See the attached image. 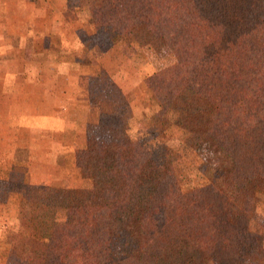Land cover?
Masks as SVG:
<instances>
[{
	"label": "trees",
	"instance_id": "1",
	"mask_svg": "<svg viewBox=\"0 0 264 264\" xmlns=\"http://www.w3.org/2000/svg\"><path fill=\"white\" fill-rule=\"evenodd\" d=\"M91 8L102 10L99 5ZM92 16L95 37L97 34H104V40L99 38L98 41L100 44L108 43V49L114 45L115 40L105 31L107 28L117 30L120 25H131L140 31L139 27L151 29L157 24L175 22L182 16L187 19L193 28L190 42L192 73L206 86H210L206 100L208 114L202 130L205 136L217 139L221 132H225L220 129L232 118L247 125L251 116L259 115L264 108L259 102V89L254 85L258 81L264 87V0H131L127 7L114 6L108 15L99 12V15ZM129 35L132 33L129 32ZM108 49H102L103 56L107 58L111 55ZM99 69L89 78L90 98L114 106H127L120 88L106 71ZM168 77L165 72H158L146 81L155 100L160 103V117L166 115L169 109L175 108L177 98L183 95V91ZM217 84L224 87L227 97L214 96L216 88L213 87ZM166 94L172 96V100L161 102L160 96ZM113 114H100L96 125L114 127L112 121L120 119ZM191 117L193 121H198L199 117ZM187 121L179 128L184 133L196 134L192 129L195 122L190 119ZM231 131L233 140H230L232 143L229 142V148L237 155V149L240 148L241 151V147L252 148L251 154H256L257 159L254 171L264 176V118L252 122L244 131ZM219 141L224 145L222 139ZM129 147L131 152L128 161H122V155L118 152L113 168L105 170L104 180H109L104 181L105 185L98 200L88 197L67 206L64 204L67 196L78 194L70 190L60 202L53 200L45 203L30 195L26 185H18V214L10 220L9 228L3 232L6 243L19 251L18 264H111L107 239L108 218L112 213H122L129 209L132 193L139 181L141 160H144L142 154L149 148L138 142L129 143ZM122 148L117 147L118 151ZM88 152V148L76 150L77 166H81L80 155ZM149 154L147 150V155ZM231 157L233 160V155ZM234 175V170L231 169L226 182V189L231 195L239 192ZM116 180L123 183L122 192L116 190ZM159 185L160 181L153 186L143 208L132 205L129 222L139 231L140 246L136 253L120 255L116 264H153L161 259L165 248L173 245L174 240H187L192 236L196 237L197 251L215 264H245L249 260V254L248 258L240 256L243 242L250 238L248 217L244 209L235 221H231L229 213L222 208H204L201 215L194 210L196 204L184 210H172L168 205L169 201L167 204L164 201L158 202ZM132 197H137L138 202L143 196ZM138 205L140 206L139 202ZM60 211L67 216L63 223L56 220ZM185 217L192 220L199 218L203 224L192 228L185 225L175 226V218ZM154 248L157 249V254H151ZM179 262L202 264L185 253H182Z\"/></svg>",
	"mask_w": 264,
	"mask_h": 264
},
{
	"label": "rangeland",
	"instance_id": "2",
	"mask_svg": "<svg viewBox=\"0 0 264 264\" xmlns=\"http://www.w3.org/2000/svg\"><path fill=\"white\" fill-rule=\"evenodd\" d=\"M129 4L131 0H66V3L61 1L53 6L54 12H67V15L75 17V26L78 27L76 44L80 46L81 51L75 54V60L80 67L72 70V73L80 76L77 85L81 84L78 88L80 87L88 97L90 111L84 107L76 110L74 114L75 120L85 132L82 142L84 146L81 149L88 148L89 152L80 155V167L76 162L73 171L70 168L72 166H68V173L62 175L66 180L57 182L56 186L49 188L29 187V194L49 203L65 199L67 191H76L77 195L67 196L68 199L66 198L64 203L67 206L88 197L98 200L105 185L104 181L109 180V178L104 180V172L113 168L116 154L121 153L122 161H128L131 152L129 143L146 144L149 148L142 154L144 160H141L139 181L132 193V196H143L138 201L140 206L137 197L131 196L129 209L122 213H112L108 218L107 239L111 264H116L120 255H131L139 249V231L130 224L129 212L133 208L132 205L135 208L145 206L151 189L159 181L158 196L161 199L157 197L158 202L169 201L168 205L172 210H184L196 204L194 210L201 215L204 208L207 210L222 208L229 213L231 221H235L244 209L248 217L250 238L243 242L240 256L247 257L249 254L251 256L245 264H258V261H254L258 258L264 259V176L254 171L257 159L256 154H251L252 148L241 147V151L240 148L237 149L239 152L237 155L229 146L232 143L230 140H233L231 130L244 131L252 122L260 121L264 118V108L260 110L259 115L251 116L247 125L232 118L220 129L225 132H221L217 139L205 136L202 130L205 128L203 125L205 116L208 114L206 100L210 86H206L192 73L190 42L193 38V28L185 17L182 16L172 23L157 24L151 29L139 27L140 31L131 25H120L117 30L107 28L105 31L115 40L109 49L108 43L100 44L98 41L99 38L104 40V34L101 36L97 34L95 37L92 14L96 16L99 12H104L108 15L114 6L127 7ZM93 5L102 6V10L92 9ZM72 12L74 14H71ZM129 32L132 35H129ZM100 48L111 52L109 58L103 56ZM55 56L50 54L49 59L53 60ZM99 68L106 71L120 88L128 103L127 106H114L90 98L89 78L96 74ZM158 72L168 74L170 81L183 91V95L175 102L176 107L169 109L170 111L163 117H160L162 113L158 114L160 103H157L146 82ZM254 85L259 89V102L264 105V87L258 81L254 82ZM213 88H216L214 96L227 97L223 86L217 84ZM159 99L161 102H168L172 100V96L161 95ZM112 113L120 119L112 121L114 127L96 125L100 114ZM191 116L199 117L198 121H193ZM188 119L195 122L192 129L197 133L194 135L184 133L179 128ZM219 139L223 140L224 145ZM117 147L122 150L118 151ZM147 150L150 152L149 155ZM231 169L234 170L235 182L239 188L235 195H231L226 189ZM86 170L89 172H85ZM83 175L89 177L84 178ZM116 184V190L122 192L123 183L116 180ZM66 219L65 212L57 213L58 222L63 223ZM174 223L175 226L185 225L189 228L203 224L199 218L192 220L187 217L175 218ZM173 245L166 247L161 259L154 261L153 264H181L179 258L182 253L194 257L202 264H215L197 251L195 236L187 240L176 242L174 240ZM151 254H157V249L154 248ZM0 255L5 257V260H0V264H18L19 251L16 247L7 243L1 244Z\"/></svg>",
	"mask_w": 264,
	"mask_h": 264
},
{
	"label": "crops",
	"instance_id": "3",
	"mask_svg": "<svg viewBox=\"0 0 264 264\" xmlns=\"http://www.w3.org/2000/svg\"><path fill=\"white\" fill-rule=\"evenodd\" d=\"M61 1L0 0V245L18 214V185L56 186L84 146L74 114L89 109L72 73L80 67L78 27L72 15L54 12Z\"/></svg>",
	"mask_w": 264,
	"mask_h": 264
}]
</instances>
